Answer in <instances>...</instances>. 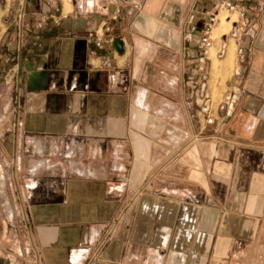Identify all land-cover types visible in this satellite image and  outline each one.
I'll return each mask as SVG.
<instances>
[{
	"label": "crops",
	"instance_id": "obj_1",
	"mask_svg": "<svg viewBox=\"0 0 264 264\" xmlns=\"http://www.w3.org/2000/svg\"><path fill=\"white\" fill-rule=\"evenodd\" d=\"M244 7L204 112L203 0H0V264H264V0Z\"/></svg>",
	"mask_w": 264,
	"mask_h": 264
},
{
	"label": "built area",
	"instance_id": "obj_2",
	"mask_svg": "<svg viewBox=\"0 0 264 264\" xmlns=\"http://www.w3.org/2000/svg\"><path fill=\"white\" fill-rule=\"evenodd\" d=\"M252 0H203L207 3L208 10L206 11V21L200 27V44L202 45L201 55L198 58L197 68L195 72V79L190 82L189 89L190 95L194 101L200 106V110L207 112V103L209 102V96L206 92L205 84L207 79V62L209 52L214 47V38L212 37L213 29L219 24L220 13H225L229 16H236V20L231 22V30L228 36L236 43V55L238 62L243 59V34L246 26V9L244 4ZM132 10H128L126 13L128 16L132 15ZM118 12L114 13L113 19L116 20ZM230 21V20H228ZM226 36V35H224ZM222 35V37H224ZM112 41V39L108 40ZM103 43V39L100 37L94 38L95 48H99ZM224 47L220 45L218 48V56H223ZM232 76H239V69L234 68ZM234 90L226 92L223 97V105L226 108H231L233 104Z\"/></svg>",
	"mask_w": 264,
	"mask_h": 264
},
{
	"label": "rangeland",
	"instance_id": "obj_3",
	"mask_svg": "<svg viewBox=\"0 0 264 264\" xmlns=\"http://www.w3.org/2000/svg\"><path fill=\"white\" fill-rule=\"evenodd\" d=\"M227 20H230V22H233V21H235L236 20V16H233V15H231V16H229V15H227V14H225V13H220V15H219V21L221 22V21H227ZM227 26H224L223 25V27H219V24L213 29V33H212V37L214 38V39H219L222 35L224 36V35H226V34H228L229 33V31L231 30V25H230V27H227V29H225ZM1 55H2V49H1ZM211 56H213V51H211ZM1 62V61H0ZM12 63H15V60H13V61H2L1 63H0V74L2 73V68H3V66H4V68H5V66H6V68L5 69H7L6 70V72L4 73L5 74V78H4V81H3V83L5 84V79H7V80H9L10 81V83H11V81L12 82H14L15 81V79H14V81H13V79H11V75L12 74H14V72L12 71L13 69H15V67H13V66H10V67H8L7 68V64H12ZM230 69H232V63H230ZM17 72V69H16V71H15V73ZM17 74V73H16ZM15 74V75H16ZM17 76V75H16ZM14 84V83H13ZM2 92V88L0 87V93Z\"/></svg>",
	"mask_w": 264,
	"mask_h": 264
},
{
	"label": "water",
	"instance_id": "obj_4",
	"mask_svg": "<svg viewBox=\"0 0 264 264\" xmlns=\"http://www.w3.org/2000/svg\"><path fill=\"white\" fill-rule=\"evenodd\" d=\"M114 46H115V49L118 53H122V45L121 43L119 42V40H115L114 41Z\"/></svg>",
	"mask_w": 264,
	"mask_h": 264
},
{
	"label": "bare ground",
	"instance_id": "obj_5",
	"mask_svg": "<svg viewBox=\"0 0 264 264\" xmlns=\"http://www.w3.org/2000/svg\"><path fill=\"white\" fill-rule=\"evenodd\" d=\"M230 21H221V22H219V27H223V25L224 26H227V27H230ZM227 27L225 28V29H227ZM228 52V51H227ZM226 58H227V56H226ZM227 60V59H226Z\"/></svg>",
	"mask_w": 264,
	"mask_h": 264
}]
</instances>
